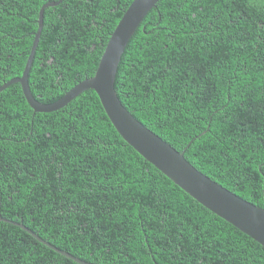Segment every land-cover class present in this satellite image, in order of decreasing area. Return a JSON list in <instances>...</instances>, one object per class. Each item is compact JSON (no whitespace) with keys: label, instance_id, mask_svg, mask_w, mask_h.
I'll return each instance as SVG.
<instances>
[{"label":"trees","instance_id":"1","mask_svg":"<svg viewBox=\"0 0 264 264\" xmlns=\"http://www.w3.org/2000/svg\"><path fill=\"white\" fill-rule=\"evenodd\" d=\"M48 1L0 0V86L22 75ZM132 1L45 9L29 74L39 101L95 74ZM115 89L197 169L264 207V0H159ZM0 216L95 264H264L261 244L124 141L93 89L36 113L19 83L0 92ZM0 264L78 263L0 221Z\"/></svg>","mask_w":264,"mask_h":264},{"label":"water","instance_id":"2","mask_svg":"<svg viewBox=\"0 0 264 264\" xmlns=\"http://www.w3.org/2000/svg\"><path fill=\"white\" fill-rule=\"evenodd\" d=\"M61 1H48L41 6L37 20L38 29L34 34L33 44L23 73L21 76L4 82L0 86V92L12 84L19 83L27 102L33 108L34 113H36L56 111L66 106L84 91L88 89L95 90L107 116L127 144L133 147L145 160L154 165L199 204L229 222L264 247V207H260L244 199L197 169L185 157V150L179 151L137 119L125 107L117 95L115 81L122 55L144 18L156 6L159 0H133L130 3L111 33L93 76L79 81L54 102L43 103L33 95L29 84V74L44 26V12L46 8L58 5ZM0 221L21 227L39 242L49 246L57 253L74 260L78 264H95L54 246L23 223L1 216Z\"/></svg>","mask_w":264,"mask_h":264}]
</instances>
